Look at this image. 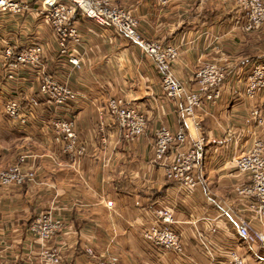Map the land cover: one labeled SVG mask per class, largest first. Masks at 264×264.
<instances>
[{
	"label": "crops",
	"instance_id": "1",
	"mask_svg": "<svg viewBox=\"0 0 264 264\" xmlns=\"http://www.w3.org/2000/svg\"><path fill=\"white\" fill-rule=\"evenodd\" d=\"M25 1L30 9L20 16L0 14V48L41 44L42 71L76 93L65 112L84 152L72 159L52 142L50 121L57 110L37 98L40 70L19 69L10 81L0 57V168L25 152L34 173L32 182L0 186V263L42 264L40 251L55 248L59 264H88L107 253L116 254L121 264H207L206 244L219 264L226 263L230 250L244 264H264L258 245L235 232L237 219L247 220L251 229L257 223L247 198L234 190L248 182V175L233 165L255 139L264 148V92L244 95V74L252 62L264 59V21L251 32L234 28L237 10L230 0H111L135 17L140 36L177 45L172 70L185 89L195 87L192 74L203 63L224 68L218 98L200 102L184 116L182 95L164 96L150 58L121 32L100 25L84 2L71 18L79 35L73 52L80 59L73 68L58 53L39 0ZM7 95L18 96L24 106L31 97L38 99L26 127L3 113ZM110 97H122L144 115L142 134L130 140L122 136L106 110ZM253 108L260 122L250 114ZM195 122L204 137L203 156L192 171L196 184L186 188L165 179L166 158L152 162L153 132L161 124L181 128L189 139ZM160 205L171 209L181 254L140 236L153 218L147 207ZM42 211L62 223L46 241L27 231Z\"/></svg>",
	"mask_w": 264,
	"mask_h": 264
},
{
	"label": "built area",
	"instance_id": "2",
	"mask_svg": "<svg viewBox=\"0 0 264 264\" xmlns=\"http://www.w3.org/2000/svg\"><path fill=\"white\" fill-rule=\"evenodd\" d=\"M165 1V0H161ZM85 3L93 17L100 24L112 27L127 36L139 50L150 58L153 67L159 73L160 86L165 97L173 100L182 95L183 104L180 108L184 116H190L200 102H212L219 96L220 86L224 79L225 70L212 62L204 63L192 74L194 88L185 89L174 74L171 65L177 57V45L158 40L146 39L137 31L135 17L125 9L112 4L111 0H39V9L44 13L50 31L55 37L57 51L65 56L67 64L79 68L80 59L74 54V47L79 43V35L71 18ZM238 9L243 10L242 16L235 17L234 28L243 32L256 29L264 20V2L262 0H234ZM30 9L25 0H0V14L20 16ZM42 47L40 43L31 42L23 48L14 51L9 44L0 48V57L4 65V76L14 80L16 71L27 67H35L40 71L37 86V98L49 103L56 113L50 121L51 140L60 147L61 152L70 158L79 157L84 152L79 142L72 117L65 111L70 102L76 98L75 91L67 85L53 79L42 71ZM264 92V59L252 62L246 71L244 95L254 98ZM31 97L28 105L24 106L16 95H7L3 102V113L7 119L20 128L28 125L30 108L38 104V99ZM107 113L114 118L122 136L127 139L143 133L145 117L132 104L122 97H110L106 102ZM250 114L256 122L261 118L258 110L253 108ZM102 111H98V119L102 120ZM195 133L187 139L181 128L171 130L163 125L157 126L153 132L152 162L162 161L163 174L166 180L176 182L186 188L196 184L192 171L203 156L204 137L194 124ZM28 156L19 155L6 167L0 168V186L21 185L32 182L34 173L26 165ZM235 169L248 175V182L234 188L239 196L246 197L247 207L257 227L251 229L247 220L237 219L234 223L237 236L246 243H254L262 250L264 259V148L259 139H255L248 150L233 160ZM152 220L140 230L143 240L162 249L182 253L178 235L172 229L171 209L167 205L148 206ZM62 226L61 221L49 211L38 213L28 224V234L40 241L49 240ZM209 258L207 264H219L209 246L203 244ZM84 251L92 255V249L85 247ZM42 264H59V253L55 248H44L39 253ZM12 264V263H0ZM88 264H121L114 253L92 258ZM225 264H244L242 257L235 251H228Z\"/></svg>",
	"mask_w": 264,
	"mask_h": 264
},
{
	"label": "rangeland",
	"instance_id": "3",
	"mask_svg": "<svg viewBox=\"0 0 264 264\" xmlns=\"http://www.w3.org/2000/svg\"><path fill=\"white\" fill-rule=\"evenodd\" d=\"M262 1L264 2V0H262ZM162 2H164V1H162ZM230 2H232V3L235 5V8H236V10H237V15H236L235 17H238V16L241 17V16H242V12H243V10H240V9L237 8V6H236L234 0H230ZM112 4H114V3H112ZM116 6H117V5H116ZM125 10H126V9H125ZM126 11H128V10H126ZM235 17H234V18H235ZM136 21H137V20H136ZM263 21H264V20H263ZM263 21H262V22H263ZM262 22H261V23H262ZM259 26H260V25H259ZM259 26H258V27H259ZM258 27H257V28H258ZM257 28H256V29H257ZM254 30H255V29H254ZM252 31H253V30H252ZM250 32H251V31H250ZM152 40H153V39H152ZM205 63H209V62H205ZM212 63H214V62H212ZM203 64H204V63H203ZM203 64H202V65H203ZM214 64H215V63H214ZM202 65H200V66H202ZM200 66H199V67H200ZM199 67H198V68H199ZM171 68H172V65H171ZM198 68H197V69H198ZM197 69H196V70H197ZM244 75H245L244 78H246V73H245ZM262 93H263V92H262ZM259 94H261V93H259ZM257 95H258V94H257ZM126 139H127V138H126ZM129 140H130V139H129ZM19 155H26V156H29V154H27V153H25V152H22V153L18 154L17 157H18ZM17 157H16V159H17ZM12 163H13V162H12ZM7 166H8V165H7ZM5 167H6V166H5ZM33 180H34V179H33Z\"/></svg>",
	"mask_w": 264,
	"mask_h": 264
}]
</instances>
